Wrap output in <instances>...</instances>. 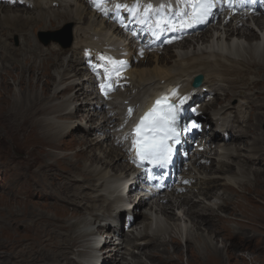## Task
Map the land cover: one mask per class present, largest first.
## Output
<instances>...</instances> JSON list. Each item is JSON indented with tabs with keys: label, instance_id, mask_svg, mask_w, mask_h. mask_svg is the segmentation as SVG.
<instances>
[{
	"label": "bare ground",
	"instance_id": "obj_1",
	"mask_svg": "<svg viewBox=\"0 0 264 264\" xmlns=\"http://www.w3.org/2000/svg\"><path fill=\"white\" fill-rule=\"evenodd\" d=\"M57 1H59V5L57 8L60 9H53L51 11V13L55 15L54 17L51 16L48 26L58 25L59 21L65 19H71V21H74L75 32L77 31V34L75 36L76 45L74 42L73 49L69 57L62 56L65 51H56L55 49L50 54L47 53L45 55H41V50H39L40 48H37L38 45L37 47L35 45H31L30 36L27 35L26 37H24L23 40L25 44H23V46L25 48L27 47V56L24 59H27L30 62V65H24L20 67L21 74L19 73V77L23 76L24 71L26 72V70L28 72L31 71L32 74L31 78H29L26 82H24L22 78H18V81L21 86L24 84L29 88L27 90L25 89L26 91L32 93L35 91L34 88L36 87L37 82H40L43 79V94L38 95L37 93H34L31 95H25L19 100L15 98L17 99V103L15 104V106H19V104L24 98V104L21 105L22 107L24 106L25 116L20 115L18 118L14 117L12 123L14 124L18 122V119L22 121H27L28 123V121H31V119H33L36 114L43 115V118L41 120H36L35 122V125H37V127L41 131L40 135H35V128L31 125L26 126V124V127L24 129L27 128L28 131L25 132L24 135H31L30 138H27L25 141L33 143L32 148H34L35 154L34 160H37L39 162L38 166L31 171L30 175L42 173L43 177L48 179L46 186L49 191H46L45 194L51 195V198H53V200L62 204L61 205L53 203L40 205L42 209L46 206L50 207L49 210H43L46 212L43 213L45 215L43 217L44 219L41 221H46L50 219L57 223L59 228L62 230V239L59 242V246L63 249L54 252V257L51 258L53 260L52 262H50V264H60V259L67 260V264H79L78 262L71 261L72 258H69V255L74 254V256H87L89 253L85 250L86 247L81 246L80 244L81 242H83V240H85L84 238L87 235L94 233L92 229H83L81 227V224H94L96 221L101 222L103 220L106 221L107 219L112 218L113 211L121 206L122 201L116 194L119 179H121L122 175L125 174V172H127L130 167L125 162L119 163L118 161H116L117 159L122 160L123 154L118 148L113 147V145L106 144L105 149H103L100 153H95L92 151V143H90L89 140L82 139L79 140V143H84L86 146L79 148L78 151L81 152L79 157L76 152L75 160L69 161L70 165H72L74 170H79L80 174L78 175V182H80L82 185H67L66 183H64V175L67 173L70 174V168L68 167V162H64L65 166L62 167V165L59 164V160H66V156L68 153H61L56 149L61 148V146H65L64 150L66 151L69 150L68 148L71 149V145L65 144V141L63 140V128H68L67 130H69V128L73 126V123L70 122L71 118H68L64 121L60 119L64 118L63 115L73 117L76 114V111L73 112V109L70 108V103H72V101L77 99L79 96V89L77 87V74L82 70V67L79 66L78 68H76L75 66L76 64L79 65L81 63L80 49L86 43H94L95 45L101 47L105 41L104 37L107 38V41L116 49L119 43L121 42V37L123 34L112 23L105 22L104 20H88L86 17V13L89 10L86 8L85 5L78 2L77 0ZM70 1L73 3L72 5L70 4ZM0 11L2 12V8L0 9ZM46 11L48 12V10H42L35 13H12L11 11H8L0 15V20H2L0 23H3L4 26L10 27H13L15 25L16 29H20L19 32H24L26 25L32 23L41 26L42 28H45L47 26L44 23V13H46ZM91 15L96 19H100L98 16L93 15L92 13ZM253 21L257 25L263 24V21L259 22V20L257 19H254ZM218 28L219 27H217V30ZM220 33L222 35L217 37L220 38L219 40H221V37H223V35L226 36L225 39H230L229 37L232 36V34L234 35L236 33V35L241 38H247L248 42L242 47V49L240 48L238 43H231L227 46L226 53L216 50L214 48L196 50L195 47H193V50L190 52H181L182 50H178L176 58L180 61L178 63H174L170 67L163 66L162 61L157 60V55H154L155 59L153 60H155V65L152 69L148 68L149 66L144 67L143 63L138 62L137 65L133 67L131 73L133 75V78L135 77V79L137 80L135 82V87H137L138 89L137 94L139 96L146 95L148 97H151L156 92L158 87L161 86V80H164L163 86L168 85L170 83H182L183 88L185 89L189 88V82L191 78L195 75V73H198L201 68L207 70L209 76H205L203 85L210 87L211 90H216L213 85L220 86L219 82L225 83V85L221 87L225 91L224 96L219 102L221 106L220 108L212 111V122L216 126L220 127L222 130L226 131L227 134L231 136L234 140H240L242 142H245L251 137L252 134H254L253 130L255 126L251 127L247 123L246 128H244L245 125H241L239 126L238 131H232V128H237V124L239 122L237 117L239 115L242 116L243 112H241L239 105H237L235 109L236 113L232 117H227V113L225 112L230 109V105L226 101L230 97H233L234 95L238 94L240 97L245 99L243 104L240 106L245 107V110L249 109L251 111H262L260 115L264 116V46H259L257 43H254L256 42L254 39H257L259 36H257L255 32H252L248 29L236 28L235 31H233L226 26L222 29ZM3 35V30L0 29V43L3 40ZM93 38H96V40L94 41ZM205 38H203L202 40L208 42L209 40ZM228 43L229 42L227 41V44ZM7 48L8 47L4 46V49ZM218 48L220 49L221 46H218ZM243 52H245V54ZM6 55V57H9L8 60H13L11 59L9 52H7ZM37 59L40 60L37 61ZM53 59L55 60L52 61ZM1 61L0 83L3 84L4 74H2V69L6 68L7 66H5L4 63ZM37 68L41 70V76H37V73L35 72V69ZM51 69H53V72L50 73ZM33 78H35L36 82L33 80ZM51 87L53 89V93L51 92L52 98H60L61 102L52 104L50 106L37 105V103L41 101V99H45L46 97H48V91H50ZM4 94L5 86L4 89L1 88V95L5 97ZM13 95L15 97L16 94ZM76 108L79 109L80 107L78 106ZM209 109L210 107L207 104L204 107V112ZM204 112L202 111L203 114H205ZM83 115L86 114L83 113ZM90 116L91 115L89 114L88 119L90 118ZM244 120L245 119H243V121ZM206 122L208 123L207 119ZM96 123L95 124L97 128H99L100 130H104L106 127L110 126L112 120L111 118H108L105 122ZM20 131H17L18 134ZM75 131V128L70 129L71 133ZM208 137L210 139V142L214 143L213 141L215 140L216 135L211 132L208 134ZM222 137V134H218V138ZM251 138L253 140V137ZM95 140H99V138ZM253 142L259 144L258 148H255V152L260 151L261 153H263H260L256 157H258L257 160L258 162H260L259 166L261 165L260 167H264V149H260V144H262L264 148V135H262V137L255 136ZM95 144H98V141H95ZM46 147H51V149H46ZM231 151L232 152L226 150L222 153H215L212 155L215 158L211 157L213 159V162H215V167L220 168L222 174L227 173L228 168H230V163L233 162V160L230 161V159L235 157L233 153L234 150ZM73 153L74 152H71L69 154ZM209 153H211V150H209ZM236 155L241 156L240 153H237ZM221 157L225 158L226 160H222ZM252 160L253 158H249L247 163H253L251 162ZM247 168L244 170L248 174H251L248 172ZM206 169L207 167L201 166L197 171V175L199 178L196 184H200L201 187L203 185L210 187L208 182L202 180L203 172L201 171ZM252 173H254V176L262 175V173L257 169L252 170ZM54 174H56L57 177H55ZM74 177L75 176L73 174L72 176L70 175V178L73 181ZM205 177L210 178V176L206 175ZM245 177H248V175H246ZM54 178L59 180L60 183H58ZM219 179H221L219 177V171H215L214 180L212 183L210 182L211 186H213V184L214 186H220L224 191L223 193L228 192L229 194L230 192L231 195H237L238 193L243 204H249L252 206V203L249 202H254L257 200L247 184H240L239 187H236V189L240 188L241 190L238 189L236 192L234 187L237 184L235 183V181H233V177L225 176L223 180V185L219 184ZM241 181L242 180H240L239 182ZM165 197L167 199L164 203L155 202L148 205V210L150 212L158 210L159 212H156L160 213L161 216H164V222H161L163 224H161L159 221V223L156 221L155 227L152 228L150 224L151 222H153V212L150 213V222H141L143 223V225L142 232L139 233V236L133 234L135 237L137 236L136 239L144 241V245L149 244L156 246L157 249L154 251L153 256L160 258L161 260H163V262L169 264L175 262L176 264H179L182 255V246L180 245L178 239V233H181V227L176 224V221L184 217L190 220L191 224H193V227L195 228L194 231L190 230L191 228L185 231V251L189 252V264H222L223 262L221 261V257L223 256L222 253L224 248L221 249L213 242L209 240L207 241V237H204L203 235L198 233V229L200 228V225H206L208 222L214 223L218 226L219 232H221L220 235L222 237V241H225L228 236L233 237V234L236 231L227 227L226 225L224 226L223 224L229 221H233V218L230 217V219H228L227 221L224 215H219L218 213H216L215 209L213 208L214 205H217L216 203L214 205L212 204L213 206L211 204H208L206 207H203V211H206L208 213L205 214V219H202L200 221L196 218H198L197 216L199 215L202 216L204 212L198 213L199 211L196 212L194 210L191 211V209L186 210L183 208V204L188 203L190 197L188 198L187 196H185L182 200L173 197L172 195H167ZM221 201L222 202L220 203V205H218L216 209H218L219 207H224V209H226L228 204L234 203L233 199H225L224 197H221ZM64 202L67 204L63 205ZM14 203L16 204V202ZM18 203L19 202H17V204ZM141 204L144 203L140 201L137 202L135 204V208L137 209ZM173 206L181 208V215H179L178 218L172 215L171 210L173 209ZM36 207L37 206L34 205L32 208ZM84 208L88 209L91 212H88V218L79 219V217L77 216L82 215V210H84ZM100 208L102 209V214H99L96 211ZM52 212L54 214L53 216H51ZM191 215L195 216V219L190 218L189 216ZM228 215H234V212L228 213ZM138 216L147 217L148 215L146 212H139L137 214V217ZM71 217H77L78 220L74 219L75 221H69V218ZM110 222L111 221H108V224H110ZM134 225L135 222L133 223V226H131V232H133L132 230ZM99 227L100 226L98 225V227L96 228V233H100L101 228ZM171 227L172 229L170 230ZM163 233L167 234L166 238L159 236ZM145 238H148L149 240L145 241ZM133 239H128L126 243L134 244ZM194 240L199 241L200 246H198L196 241ZM16 242L17 238H15V243ZM123 243L124 242H120V245H123ZM169 247L172 248L171 251H169ZM112 250L113 249L109 248V251ZM234 254V250L231 249L227 258H233Z\"/></svg>",
	"mask_w": 264,
	"mask_h": 264
},
{
	"label": "rangeland",
	"instance_id": "obj_2",
	"mask_svg": "<svg viewBox=\"0 0 264 264\" xmlns=\"http://www.w3.org/2000/svg\"><path fill=\"white\" fill-rule=\"evenodd\" d=\"M17 9L19 8H6V9L2 8V12L0 11L1 12L0 15L8 11H11L12 13L13 12L27 13V11L22 8H20L19 10ZM54 15L55 14L52 13L48 14V12L46 11V13H44V18H45L44 23L46 25H49L50 18L51 16L54 17ZM86 17L88 20L99 21V19H96L91 15L90 11L86 13ZM1 21L2 20H0V22ZM65 21L67 23H60L56 26L60 27V25H62L61 29H63V34H67L69 30L70 33H72L75 30V25H74L75 22L74 21L70 22L68 19H66ZM69 22L71 24L70 27L68 26ZM40 27L41 26L32 23L26 25L24 32H19L20 29H16L15 25L13 27H10V26H4L3 23H0V29L3 30L4 33V35L2 36L3 40L0 43V61L3 60L1 62H3L5 66H7L6 68L2 69L3 72L2 74H4V79H3L4 85L0 83V264H50V262H52L53 260L51 258L54 257V252L63 249L59 246V242L62 239L61 236L62 230L59 228L58 224L50 219L46 221H41L44 219L43 217L45 214L43 213L46 212L43 210H49L50 207L46 206L42 209V207L40 206L42 204H53V203L61 204V203H58L55 200H53V198H51V195L45 194L46 191H49V189L46 186L48 179L43 177L42 173L30 175L31 171L38 166L39 162L37 160H34L35 154H34V148H32L33 143L25 141L27 138H30L31 135L30 134L28 136L24 135V133L28 131L27 128L24 129L27 125H31L35 128L34 131L35 135L37 136L40 135L41 131L39 130L37 125H35L36 124L35 122L36 120H41L43 118V115L36 114V116L33 118L34 120L31 119V121H28V123L27 121H22L20 119H18V122L14 124L12 123L14 117L18 118L20 115L25 116L24 106L22 107V105L24 104V98L22 102L20 101L21 103L18 102L20 103L19 106H15V104L17 103V99L19 100L21 97L25 95H31L34 93H37L38 95L43 94L42 87L44 80L42 79V77H41L42 80L40 82H37V85L34 88L35 91L32 93L26 91L29 88L24 84L21 86V84H19L18 81L19 80L18 78H22L23 81L26 82L29 78H31V74H32L31 71L28 72L26 70V72L24 71L23 76L19 77V73L21 74L20 67L24 65L27 66L30 65V62L27 59H24L27 56L26 54L27 47L25 48L23 46V44H25L23 39L24 37L29 35L31 38V45H35L37 47V45L35 44V42H37L41 46L37 32L38 30H44V28H40ZM48 28H53V27H48ZM218 29L221 30L222 27H219ZM31 32L32 34L34 33L33 36ZM220 32L215 34L213 32L211 33L210 31L208 32L206 31L202 35L197 37L196 38L197 40H194L192 37L193 41L191 43L189 41L184 44H181L180 46H177L176 48L173 47L174 49L172 48V50L170 49L168 51H164V53L157 60L162 61L163 66L170 67L174 63H178L180 61L176 58V54L178 50L179 51L182 50L181 52L184 51L190 52L193 50V47H195L196 50L214 48L222 52L224 50L225 51L224 53H226L227 46L231 44L230 41L242 42V44H239L241 49L248 42L247 38L246 40L244 38L239 37L238 35L235 36L233 34L232 36L229 37L230 39H225V37L223 36L222 40H219L220 38L217 37L222 35ZM253 32H255L257 36H259L257 39H254L256 41L254 43H257L259 46H264V33H259L258 30H254ZM14 33H18L20 35L21 38L20 42H19V36ZM203 38L208 39L209 41L205 42L202 40ZM227 41L229 42L228 44ZM75 45H76V41H75ZM4 46L8 48L4 49ZM52 46L58 48L59 44L57 43L49 44L48 46L43 47L45 50L39 49V47L37 48L41 50V55H45L47 53L50 54L55 49ZM218 46H221V48L219 49ZM7 52H9L11 59L13 60H8L9 57H6ZM243 53L245 54V52ZM152 58H153L152 56H148L149 60H146V62L143 63L144 67L149 66L148 68L150 69L154 67L155 60H153L154 58L153 59ZM39 60L40 59H37V61ZM54 60L55 59H53L52 61ZM40 71L41 70H39V68L35 69L37 76H41ZM51 72H53V69L50 70V73ZM33 80L35 81V78H33ZM4 86H5V94H4L5 97L1 95V88L4 89ZM52 90L53 89L51 87L50 91H48L49 92L48 97H46L45 99H41V101H39L37 105L50 106L52 104L60 103L61 102L60 98H59L60 101L57 98H52V93H53ZM224 93L225 91L219 92L220 95L218 94L217 98L218 99L219 97L221 98L224 95ZM13 94H16L15 97ZM244 101L245 99L240 97L239 95H235V97H230L226 102L230 104V108L232 107V109H230L226 115L233 116L236 113L235 109L237 105H239V108L243 113L242 116L239 115L237 117L239 120L237 124L238 126L236 129L232 128V131H238L239 126L241 125H245L244 128H246L248 123L251 127L255 126L253 130L254 134L251 135V137H253V140L250 137L245 142H242L240 140H234L230 136L233 140L230 139L228 142H223V141L220 142V144H218V146L214 149V151L210 149L212 155L215 153H222L223 151L226 150L230 152H232L231 150H234L233 153L235 157L230 159V161L233 160V162L230 163L229 166L230 168H228V171L225 174H222L221 169L215 167L216 165H214V163H212L209 170L207 167L206 170H208L209 173H207L206 170H202L201 171L203 172L202 180L208 182L210 187L203 185L200 190L197 184H195L192 187V188L195 187L193 189L192 194L190 196H187L188 198L190 197L189 202L183 204V208L186 210L191 209V211L193 210L196 212L199 211L198 213L204 212L202 216L199 215L197 216L198 218H196L199 219L200 221L202 219H205L206 216L205 214L208 213L206 211H203V207H206L208 204L214 205L216 203L217 205L214 206L212 205L216 213H218L219 215H224L227 221L228 219H230V217L233 218V221H229L223 224L224 226L226 225L227 227L234 229L236 231L234 232L233 237L228 236L225 239V241H222V237L220 235L221 232H219L218 226L215 225L214 223L208 222L206 225H200V228L198 229V233H200L204 237H207V241L209 240L213 242L221 249L224 248L222 253L223 256L221 257V261L223 262L222 264H264V167H260L261 165L259 166L260 162H258L257 160L258 157H256L261 153L260 151L255 152V148H258L259 144L253 142L255 136L262 137V135H264V116L260 115L262 111H257V110L251 111L249 109L245 110V107L240 106L243 104ZM212 105H215L216 107L220 106L218 104L217 99L210 106ZM74 111H76V114L73 117L80 116L79 113L80 108L77 109L74 106L73 112ZM211 113L212 112L209 109V113L206 116L211 118L210 115ZM88 115L89 114L82 117V120L88 119ZM63 116H64L63 120H67L68 118L71 119L73 118V117H69L68 115H63ZM243 119L245 120L243 121ZM73 122H74L73 126H71L69 130L71 128H75L76 129L75 132L71 133L69 130L67 131V128H63V134H64L63 140L65 141V144L71 145V149L68 148L69 150H67L68 151L67 152L66 150H64L65 146H61V148L56 150H58L61 153H65V154L68 153L66 156L67 158L66 160H59L60 162L59 164H61L62 167L65 166L64 162L65 163L68 162V167L70 168L69 171L70 174L67 173L64 175L63 182L66 183L67 185H79V184L82 185L80 182H78L79 180L78 175L80 174L79 170H74L72 165H70L69 161L75 160L76 152L79 157L81 154V152L78 151L79 148L86 146L84 143L80 144L79 140L82 139L89 140L91 143V140L94 139L91 138V135H89V138L91 139L90 140L87 138L88 136L86 137L83 133H81V131L86 132V130L82 128V126L74 125L78 123L77 119H73ZM211 123H213L212 120ZM215 128L216 125L214 126L213 129ZM17 131H20L19 134ZM212 144L214 143L210 142V145ZM227 144L228 147L226 148L225 146H227ZM219 145H224V147ZM261 146L262 144H260V149H264L263 146L262 147ZM49 148L51 149V147H46V149ZM105 148H106V144L104 148H101L99 144H94L92 147V151L95 153H100ZM71 152L74 153L69 154ZM237 153H240L241 156H237L236 155ZM249 158H253V160L251 161L253 163L250 162L247 163ZM116 161H118L119 163H124L118 159ZM246 168L248 172L251 174H248L244 170ZM256 169L260 171L262 175L254 176L252 170H256ZM215 171H219V177L221 179H219L218 182L220 185L224 184L223 180L225 176L233 177L234 178L233 181H235V183L237 184L234 187L236 192L238 189H240V188L236 189V187H239L240 184L245 183L253 192L257 200L254 202L253 201L249 202L252 203V206L249 204H243L238 193L237 195H231L230 192L229 194L228 192L223 193L224 191L220 186H214V184L213 186H211V183L214 180ZM72 174L75 176L74 181L71 180L70 178V175L72 176ZM205 175L210 176V178L205 177ZM246 175H248V177H245ZM54 176L57 177L56 174H54ZM54 179L58 183H60L59 180H57L56 178ZM240 180L242 181L239 182ZM221 197L222 198L224 197L225 199H233L234 203L228 204L226 209H224V207H219L218 209H216L218 205H220V203L222 202ZM14 202H16V204ZM17 202L19 203L17 204ZM65 204L67 203L64 202L63 205ZM34 205L37 207L32 208ZM138 208L139 209L145 208L143 209L145 210L143 212H146L148 216L147 217L139 216L140 218H138L135 221V225L132 230L133 232H131L130 230L128 234L124 233L123 236H125V238H122L120 241V242H124L123 245L119 247L117 246L118 249L110 246L111 249L113 248L112 251H109L108 249V251H104L97 255L91 251H87L89 253L88 254L89 259H92L95 256L102 257V263L100 264H169L163 262V260H161L160 258L153 256L154 251L157 249L156 246L149 244L144 245L143 244L144 241H140L136 239V237L139 236V233L142 232L143 223L141 222L144 221L150 222V213L153 212L152 213L153 217L151 215V217L153 218L152 219L153 222H151L150 224L152 228L155 227L156 221L157 222L159 221L160 223L164 222V216H161L160 213H157L159 212L158 210H156L157 212L156 211L150 212L148 210V205L146 204H141L139 205ZM96 211L98 213H101L102 209L100 208ZM171 211H172V215H174L176 218H178L179 215H181V208L173 206V209ZM88 212L91 211L84 208V210H82V215L80 216L78 215L77 217H79V219L85 217L88 218L89 216ZM233 212L234 215H230V216L228 215V213H233ZM53 215L54 214L52 212L51 216ZM193 215L189 217L195 219V216ZM77 217L75 218L71 217L69 218V221H73L74 219L78 220ZM176 224H178L179 227H181L180 228L181 233H178V239L180 245L182 246L181 248L182 255L179 264H189V258H190L189 252L185 251V245H186L185 231L190 228H191L190 230L194 231L195 228L193 227V224H191V221L184 217L176 221ZM81 225L82 228L89 229L88 227L84 226L86 224H81ZM172 227L170 228V230L172 229ZM93 229H96V227H93ZM93 229L92 231H94ZM133 234L137 236L135 237ZM100 235H104L103 232ZM159 236L166 238L167 234L163 233ZM15 238H17L16 243H15ZM91 238L92 236L85 237L84 238L85 240H83V242H81L80 245L81 246H86L88 244L90 245L89 242ZM128 239L130 240L133 239L134 244H127L126 241ZM146 240L149 239L145 238V241ZM194 241H196L197 245L200 246L199 241L197 240ZM231 249L234 250L235 254L233 255L234 256L233 258L228 259L227 256ZM171 250L172 248L169 247V251ZM83 256L79 257V256H74L73 254V255H69V258H72L71 261H75L78 262L79 264H82L80 260L83 259ZM59 262L60 264H67V260L64 259H60ZM95 263H97V261ZM172 264H176V263L174 262Z\"/></svg>",
	"mask_w": 264,
	"mask_h": 264
},
{
	"label": "snow or ice",
	"instance_id": "obj_3",
	"mask_svg": "<svg viewBox=\"0 0 264 264\" xmlns=\"http://www.w3.org/2000/svg\"><path fill=\"white\" fill-rule=\"evenodd\" d=\"M116 7L124 6L117 4ZM191 7V13H182L186 19L180 23L181 28L203 23L211 14L213 4L212 0H191ZM161 8H163V5H161ZM156 11L158 9H153L151 5H148L145 9V15L147 16L150 12ZM160 23V21H157V25ZM176 118L175 106L161 105L160 100H157L153 107L140 118V123L136 126L137 138L133 141V146L136 148V154L141 161L146 160L153 164L163 165L170 160L171 149L165 146V140L175 139V129L169 127V125L175 124ZM196 126L193 125V127ZM168 133L172 135L169 136Z\"/></svg>",
	"mask_w": 264,
	"mask_h": 264
}]
</instances>
